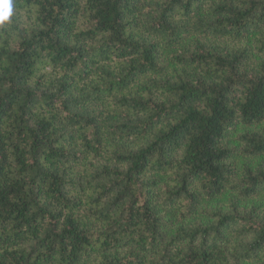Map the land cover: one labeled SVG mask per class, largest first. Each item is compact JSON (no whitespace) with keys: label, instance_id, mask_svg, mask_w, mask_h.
<instances>
[{"label":"trees","instance_id":"16d2710c","mask_svg":"<svg viewBox=\"0 0 264 264\" xmlns=\"http://www.w3.org/2000/svg\"><path fill=\"white\" fill-rule=\"evenodd\" d=\"M13 3L0 264H264V0Z\"/></svg>","mask_w":264,"mask_h":264},{"label":"clouds","instance_id":"9594fccd","mask_svg":"<svg viewBox=\"0 0 264 264\" xmlns=\"http://www.w3.org/2000/svg\"><path fill=\"white\" fill-rule=\"evenodd\" d=\"M14 15L13 0H0V26L11 22Z\"/></svg>","mask_w":264,"mask_h":264}]
</instances>
